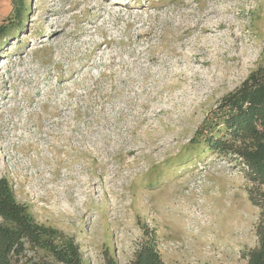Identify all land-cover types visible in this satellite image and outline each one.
Returning a JSON list of instances; mask_svg holds the SVG:
<instances>
[{"label": "rangeland", "instance_id": "obj_1", "mask_svg": "<svg viewBox=\"0 0 264 264\" xmlns=\"http://www.w3.org/2000/svg\"><path fill=\"white\" fill-rule=\"evenodd\" d=\"M26 1L0 45V177L16 200L85 264H128L144 228L167 264H244L251 184L190 141L262 63L264 0Z\"/></svg>", "mask_w": 264, "mask_h": 264}, {"label": "trees", "instance_id": "obj_2", "mask_svg": "<svg viewBox=\"0 0 264 264\" xmlns=\"http://www.w3.org/2000/svg\"><path fill=\"white\" fill-rule=\"evenodd\" d=\"M26 0H13V18L0 23V45L16 37ZM262 63L225 94L201 122L190 143L234 162L251 184L250 202L260 209L257 243L244 249V264H264V50ZM0 264H85L75 238L39 223L26 204L16 200L10 182L0 177ZM103 264H118L105 255ZM128 264H167L157 250L153 230L144 228Z\"/></svg>", "mask_w": 264, "mask_h": 264}, {"label": "bare ground", "instance_id": "obj_3", "mask_svg": "<svg viewBox=\"0 0 264 264\" xmlns=\"http://www.w3.org/2000/svg\"><path fill=\"white\" fill-rule=\"evenodd\" d=\"M118 2H121V1H118ZM59 30H61V29H59ZM4 61H2L1 63H3Z\"/></svg>", "mask_w": 264, "mask_h": 264}]
</instances>
